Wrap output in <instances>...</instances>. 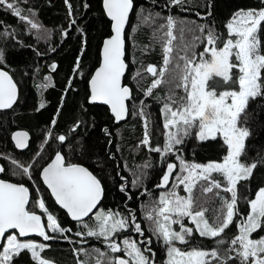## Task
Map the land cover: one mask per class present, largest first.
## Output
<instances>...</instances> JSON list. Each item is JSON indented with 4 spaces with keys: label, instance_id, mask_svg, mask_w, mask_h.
<instances>
[{
    "label": "trees",
    "instance_id": "obj_1",
    "mask_svg": "<svg viewBox=\"0 0 264 264\" xmlns=\"http://www.w3.org/2000/svg\"><path fill=\"white\" fill-rule=\"evenodd\" d=\"M133 2L134 13L126 35L129 71L125 77V85L131 87L133 95L129 102V119L120 126L114 125L107 107L92 106L88 102L89 81L100 65L103 41L112 35L111 22L104 12L102 0H68L67 3L65 0H15L21 14L36 23L37 28H32L31 24L13 15L11 10L0 6V52L4 56L0 68L12 75L19 88V99L14 108L0 112V167L5 169L0 172V178L29 189V207L42 216V221L46 222V216L34 205V201L41 198L60 225L71 229L63 235L49 233L56 237L49 241L36 236L28 238L48 245L41 256L54 264H79V261L96 264L98 253L95 249L106 253L102 258L104 264H107L109 258L120 256L112 253L102 238L98 240L76 236V232L83 233L87 229L79 223H73L57 207L43 186L40 179L42 168L57 152L64 154L66 163L87 167L101 181L105 190L101 210L118 211L125 217L131 212L144 230L143 237L131 228L128 232L117 233L116 237L130 238L138 243L140 240L151 239L150 245L139 244L141 250L150 247L151 252L145 254L151 257L154 252L156 264H165L166 246L153 235L150 222L144 219V214L150 210L159 194L167 191L156 187L166 170V164L170 162L179 165V161L175 155L162 160L159 153L149 151L140 143L144 135V118L148 121L151 144L163 146L165 140L162 109L164 103L168 102L172 85L164 83L154 90L152 96L144 94V89L154 77L143 72V69L148 65H156L159 69L162 65L161 33L156 29L166 23L168 16L174 17L177 21V36L179 29L183 28L185 41L199 45L194 46V51L199 53L203 44L194 39L201 36L199 25L212 27L218 34H226L225 26L237 11L264 7L262 0H183L181 5H173L171 0ZM145 17L148 19L145 20ZM73 20L75 23H72ZM261 36L264 38V31ZM178 43L179 40L174 41V44ZM53 64L56 65L54 70ZM138 70H141L142 75L133 79ZM226 89L227 86L220 90ZM174 91L177 98L184 95L182 89ZM141 109L144 112L143 118L139 115ZM53 120L55 125L52 124ZM241 121L251 132L241 162H257L258 165L249 180L237 185L238 208L244 214L248 211V201L255 198L259 188L264 187V163H260L261 158H264V98L250 101ZM74 127L75 131L72 130ZM105 128H108L107 134L104 133ZM22 129L32 135L31 146L25 153L18 152L11 139L15 131ZM50 131L51 136L48 135ZM196 131L193 128L184 137V142L175 146L176 154L188 163L205 165L221 162L226 155L222 138L201 142L196 137ZM60 135L66 137L63 143L57 139ZM13 161L21 165L36 161L31 169L32 179L22 175ZM213 176L222 180L216 174ZM133 181H136L135 186ZM122 185L126 187V192L120 191ZM37 191H40L41 198ZM176 191L183 195L182 186ZM216 191L219 190H214V193ZM214 193L205 196L199 187L196 191L199 202L209 209L206 215L210 222L215 219L220 205V199ZM220 195L230 196L223 192ZM86 222L95 226L94 218ZM184 223L194 227L187 224V220ZM237 223L239 219L234 220L233 225L225 230L223 239L231 240L237 233ZM173 227L179 230V225ZM261 236H264V230L253 233V238ZM192 246L206 250L217 247L213 240L198 235L193 237L189 245H178L184 250ZM227 247V244L220 246L221 250ZM13 264L35 262L25 251L14 258Z\"/></svg>",
    "mask_w": 264,
    "mask_h": 264
},
{
    "label": "snow or ice",
    "instance_id": "obj_2",
    "mask_svg": "<svg viewBox=\"0 0 264 264\" xmlns=\"http://www.w3.org/2000/svg\"><path fill=\"white\" fill-rule=\"evenodd\" d=\"M171 3L181 5L183 0H171ZM102 4L106 16L112 22V35L103 43L102 64L90 81V102L108 105L115 121L120 122L128 117L126 102L132 99L130 88L123 86L121 81L127 68L124 60L125 29L134 4L133 0H102ZM0 6L11 10L13 15L31 24L32 28H37L36 23L21 14L15 0H0ZM68 7L71 14V5ZM176 25L175 18L168 16L166 23L157 27L156 31L161 33L159 41L162 47V65L159 69L156 65H148L143 69V72L154 77L144 89L145 96H152L154 90L164 83L172 85L168 102L164 103L162 109L164 144H151L146 118L140 143L149 151L159 153L162 160L175 155L179 165L170 162L166 164V170L156 187L167 191L159 194L150 210L144 214V219L150 222L153 235L166 246L165 264H236L237 261L239 264H264V236L253 238V233L264 230V187L259 188L255 198L248 201V211L244 214L238 208L237 190V185L249 180L258 166L257 162H241L240 158L245 155L246 140L251 135L250 130L243 126L241 117L246 115L250 101L258 97L264 98V38L261 36L264 31V7L237 11L225 26L226 34H218L212 27L199 25L201 36L194 38L203 44L199 53L194 51V46L199 45L185 41L183 28L179 29L177 36ZM178 40L179 43L174 44ZM3 62L4 56L0 52V63ZM55 67L53 64V70ZM141 75V70H138L133 79ZM225 86L226 90H220ZM175 89H182L184 95L177 98ZM15 99L16 85L12 77L0 69V109L11 108ZM139 115L144 117L142 109ZM52 124L55 125V120ZM193 128L197 129L196 137L201 142L222 138L226 155L221 162L206 165L188 163L176 154L175 146L182 144L184 137ZM48 135H52L51 131ZM12 139L17 148L27 147L26 132H17ZM57 139L63 143L66 137L60 135ZM13 163L21 170L22 175L32 179L31 169L36 161L28 165H21L16 161ZM260 163H264V158H261ZM4 171L0 167V172ZM177 171L178 174L173 175ZM214 173L222 180L214 178ZM41 178L55 203L73 221L87 229L83 233L76 232V236L98 240L102 238L112 253L123 254L115 259L109 258L107 264H156L154 252L151 257L145 254L151 252V248L145 247L142 251L139 246L150 245L151 239L140 240L138 243L124 238L123 247L116 242L117 233L128 232L131 228L143 237L144 230L131 212L125 217L118 211L105 212L98 208L104 196V188L101 181L88 169L66 163L65 157L57 152L50 163L42 168ZM170 181L175 182L171 187ZM135 185L136 181H133V186ZM181 186L186 195H180L176 191ZM198 187L205 196L219 190L214 195L219 197L220 205L211 222L206 215L209 209L196 196ZM120 191L126 192V187L122 185ZM221 192L230 196H221ZM29 201L27 187L0 180V264H13L14 258L25 251L35 264H54L41 256L48 245L28 238L36 236L49 241L56 238L49 233L63 235L71 231L60 225L42 198L34 201V205L46 216V222L29 207ZM86 217L94 218V227L85 221ZM237 219V233L230 241H226L223 234ZM185 220L194 227L186 226ZM173 225H179V230ZM197 235L213 240L217 247L206 250L192 246L189 250H184L177 246L189 245ZM225 244L228 247L221 250L220 246ZM95 251L98 253L96 264H104L102 258L106 253L100 249ZM79 264L84 262L79 261Z\"/></svg>",
    "mask_w": 264,
    "mask_h": 264
},
{
    "label": "water",
    "instance_id": "obj_3",
    "mask_svg": "<svg viewBox=\"0 0 264 264\" xmlns=\"http://www.w3.org/2000/svg\"><path fill=\"white\" fill-rule=\"evenodd\" d=\"M133 4H134V2H133ZM134 8H135V6H134ZM134 8H133V11L130 13V15H129V22H128V24L126 25V29H125V31H126V35H127V32H128V29H129V25H130V21H131V18H132V15H133V13H134ZM108 18V17H107ZM109 19V18H108ZM109 21H110V19H109ZM111 22V21H110ZM112 23V22H111ZM109 38V37H108ZM106 40V39H105ZM104 40V41H105ZM104 41H103V43H104ZM126 47H127V43H125V56H124V60H125V63H126V65H127V68H126V71H125V74H124V76H123V78H122V81H121V83H122V85L123 86H127V85H125V77L127 76V74H128V71H129V65H128V63H127V60H126ZM102 52H103V44H102V48H101V61H100V65L97 67V69L101 66V64H102ZM1 69V68H0ZM97 69L94 71V73H93V75L95 74V72L97 71ZM2 70H4V69H2ZM4 71H6V70H4ZM7 72V71H6ZM8 74L12 77V75L8 72ZM92 75V76H93ZM92 78V77H91ZM12 80H13V83L16 85V99H15V102L13 103V105H12V107L11 108H6V109H0V112H6V111H10L11 109H13L14 108V106L16 105V103H17V101H18V99H19V88H18V85L16 84V82H15V80H14V78L12 77ZM90 81H91V79H90ZM90 81H89V99H88V102H89V104L90 105H92V106H104V107H107L108 109H109V111H110V114H111V116L113 117V115H112V113H111V110H110V107L108 106V105H105V104H102V103H100V102H95V103H92V102H90V96H91V85H90ZM127 87H129V86H127ZM130 88V90H131V92H132V95H133V91H132V89H131V87H129ZM129 102H130V100L129 101H127L126 103H127V105H128V109H129V115H130V107H129ZM129 115H128V117L125 119V120H122V121H120V122H116L115 121V118L113 117V119H114V125L115 126H120V125H122L123 123H125V122H127V120L129 119ZM105 130H107V132L105 131ZM17 132H26L27 134H28V141H27V147L26 148H23V149H20V148H17L16 147V142L12 139V137L15 135V133H17ZM104 133L105 134H107L108 133V128H105L104 129ZM12 137H11V139H12V142H13V145H14V147H15V149L18 151V152H20V153H25V152H27L28 150H29V148H30V146H31V143H32V135H31V133L28 131V130H17V131H15L13 134H12ZM61 153V152H60ZM63 156H64V154L63 153H61ZM65 157V156H64ZM65 161H66V159H65ZM50 163V162H49ZM78 165V164H77ZM79 166H82V167H85V166H83V165H79ZM86 169H88L87 167H85ZM89 170V169H88ZM93 175H95L91 170H89ZM41 173H42V171H41ZM41 173H40V179H41V182H42V184H43V181H42V178H41ZM0 180H3V179H1L0 178ZM3 181H5V182H10V181H6V180H3ZM11 183H14V182H11ZM15 184H17V183H15ZM19 185V184H18ZM43 186L45 187V189L49 192V194H50V196H51V193H50V190L49 189H47V186L46 185H44L43 184ZM103 186V185H102ZM104 188V187H103ZM104 194H105V190H104ZM29 196H30V200H31V193H30V191H29ZM52 197V196H51ZM52 199H53V201H54V198L52 197ZM103 199H104V196H103ZM103 199L101 200V202H100V205H98V208H100L101 207V204H102V202H103ZM55 202V201H54ZM29 204H30V201H29ZM56 204V203H55ZM57 205V204H56ZM57 207L59 208V209H61L60 207H59V205H57ZM62 211H64L65 213H66V211L65 210H63V209H61ZM95 211V210H94ZM67 214V213H66ZM69 217V216H68ZM69 219L73 222V223H77L76 221H73L70 217H69ZM89 218L88 217H86L85 218V221L86 220H88ZM30 238H32V237H30ZM121 246V245H120ZM116 254H120V256H121V253H116Z\"/></svg>",
    "mask_w": 264,
    "mask_h": 264
},
{
    "label": "rangeland",
    "instance_id": "obj_4",
    "mask_svg": "<svg viewBox=\"0 0 264 264\" xmlns=\"http://www.w3.org/2000/svg\"><path fill=\"white\" fill-rule=\"evenodd\" d=\"M206 165V164H205ZM176 174H178V171H177V173H174L173 175H176ZM215 174V173H214ZM213 174V175H214ZM37 193H38V195H39V198H41L42 197V195H41V193H40V191H37ZM182 193H183V195H186L183 191H182ZM187 224H190L188 221H187ZM115 240H116V242L118 243V244H120L121 245V247H123V244H122V240L123 239H121V238H118V237H115ZM178 246V245H177ZM107 247V246H106ZM125 258H127V257H125Z\"/></svg>",
    "mask_w": 264,
    "mask_h": 264
},
{
    "label": "flooded vegetation",
    "instance_id": "obj_5",
    "mask_svg": "<svg viewBox=\"0 0 264 264\" xmlns=\"http://www.w3.org/2000/svg\"><path fill=\"white\" fill-rule=\"evenodd\" d=\"M172 184V182L170 183V185Z\"/></svg>",
    "mask_w": 264,
    "mask_h": 264
},
{
    "label": "built area",
    "instance_id": "obj_6",
    "mask_svg": "<svg viewBox=\"0 0 264 264\" xmlns=\"http://www.w3.org/2000/svg\"><path fill=\"white\" fill-rule=\"evenodd\" d=\"M66 229H69V228H66Z\"/></svg>",
    "mask_w": 264,
    "mask_h": 264
}]
</instances>
